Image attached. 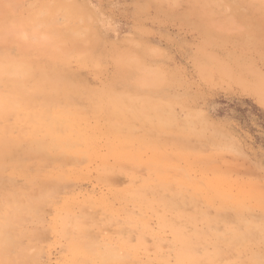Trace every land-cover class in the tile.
<instances>
[{"label":"rangeland","instance_id":"rangeland-1","mask_svg":"<svg viewBox=\"0 0 264 264\" xmlns=\"http://www.w3.org/2000/svg\"><path fill=\"white\" fill-rule=\"evenodd\" d=\"M47 1H1L0 13L12 9L2 14L18 30L13 39L0 30V65L13 58L62 66L72 83L65 90L86 123L80 127L93 139L84 152L48 156L5 107L0 143L13 150L0 144L2 153L8 149L0 217L13 202L23 213L12 225L14 264H77V249L92 241L94 253L115 252L109 264H264V100L256 90L264 80V0ZM44 6L52 7L54 27H75L87 46L70 45L67 58L57 50V58L42 34L21 31L29 22L41 33ZM105 95L133 99L148 115L133 122L134 157L105 134L114 110L92 107L91 99L107 102ZM159 156L177 167L166 179L154 171ZM203 183L210 189L197 192ZM176 193L179 206L171 207Z\"/></svg>","mask_w":264,"mask_h":264},{"label":"bare ground","instance_id":"bare-ground-1","mask_svg":"<svg viewBox=\"0 0 264 264\" xmlns=\"http://www.w3.org/2000/svg\"><path fill=\"white\" fill-rule=\"evenodd\" d=\"M1 1H0V3H1ZM7 2H9V1H7ZM8 5L13 6L11 3L8 4ZM18 5H20V4H18ZM14 6H16V5H14ZM46 6H44V7H46ZM208 6H210V5H208ZM16 8H18V6ZM204 8H206V7H204ZM8 9H9V7H8ZM51 9H52V7H51ZM51 9H50V7H48L46 9V12H44V13H46L47 15H45V16H44V14L41 13L43 15L42 17H44L43 18V21H44L43 23L44 24H42V26L43 27H44V25L46 26L44 28L45 29L44 30L45 32H42L43 27L41 26L42 27L41 33H39L38 32V28H40V27L37 24L38 28L36 27V29H37V33H36V31H34L32 29V27L30 26L31 24L29 22H28V24H25V26H27L26 27V30H23L21 28V31L28 32V34L30 33L31 35L29 37H31L32 35H34V36L37 37L39 34H42V37L39 36L38 38H41L40 39L41 42L46 41V43H44V44L46 46H48V47H46L44 49L51 50L52 51L51 54H53L56 57L58 55H60L59 53H57V50L58 51L60 50L59 52L63 54L62 55L63 58L64 57L67 58L68 56L70 57L71 55H73L71 53V51H70L71 50L70 45L71 46L74 45L73 49L74 48L76 49L75 46H77V48L84 47V45L86 44V41H85V44H84L82 42V40L81 41L79 40L84 45H80L79 44V42H78V40L76 38V37H78V35L76 36V34H75V32H77L75 30L76 29L75 27H74V29L71 28L72 30L65 29L66 27L63 28V29L62 28H59V27H54L53 26V25H55L54 20H53V16L54 15L53 16L51 15V13L53 12V10H51ZM206 10H209V9L207 8ZM1 11H5V9L4 10L1 9ZM40 11L41 10H39V13H40ZM5 12H2V13H5ZM47 12H50V13H47ZM2 13H0V30H3L4 32H6V34H8V36L10 34L11 35H15V32L18 30L17 27H16L15 20L14 21L13 20L11 21V19H10V21H9L8 20V17L6 16V14H2ZM6 13H8V12H6ZM36 14L37 13H35V15ZM12 18H14V17H12ZM41 18H39V19H41ZM16 20L18 21L19 19L16 18ZM207 20H209V18ZM52 21H53L54 24L52 23ZM20 22H22V21H20ZM22 23H24V22H22ZM25 23H26V21H25ZM31 23H33V21ZM33 31L35 32V34L33 33ZM78 33L80 34L81 32H78ZM24 34L27 35V33H24ZM34 36H32V37H34ZM1 37H0V39H1ZM14 37L15 36H13V38ZM27 37H28V35H27ZM36 37H35V39H37ZM79 37L82 39V36H79ZM13 38L10 37V39H13ZM73 38H76L77 41L75 39H73ZM6 40H7V37H6ZM6 40H4V42ZM1 41H2V39H1ZM1 41H0V43H1ZM37 41H39V40H37ZM37 41L35 43L36 46H40L38 44H41V43H38L37 44ZM8 42H11V40L8 41ZM33 43H34V41H33ZM28 44H30V43H28ZM44 44H42V45H44ZM60 44H63L64 46L61 47ZM85 46H87V45H85ZM40 48L42 50H44L42 47H40ZM67 49L69 50V53H71V55L68 53V50ZM73 49H72V52H73ZM82 49H84V48H82ZM86 49H87V47H86ZM77 51H78V49H77ZM80 52H82V51H80ZM77 53H75V54H77ZM90 53H92V52H90ZM83 54H84V52H83ZM1 55H2L1 58L3 59V56L4 55L3 54H1ZM85 55H86V53H85ZM54 56H52V59H53ZM78 56H81V55H78ZM7 57L8 56L6 55L5 60H7ZM93 59H95V57ZM44 60H46V59H44ZM10 61H13V58ZM10 61L9 62L7 61L8 62L7 64L9 65L8 68H5L4 67L5 64L2 65L3 63L0 65V69L1 68L3 69V70H0V115L1 114H4V112L6 111V110L4 111V109H5L6 106H9V108H12L10 110L13 111L14 113H17V115H19L20 122L24 123V125L26 127L27 132L25 133V136L27 137L26 134H28L29 136H31L34 139L33 141L36 140V142L39 145V147H41L42 150L44 151L43 153H45L48 156L65 155L66 153H69V152H74V153L82 152L83 151V145L84 144H87L89 142L91 143L92 142V139H93V136H92V133L90 134V133L84 131L80 127L81 126L80 123L84 119L80 122V120L82 119V117H81L82 114L79 112V110H77L76 105L73 103V99L70 97V95H68L67 91L69 90V88H68V90H65V89H67V86L71 85L72 83L69 84V85L67 84V82L69 81V78L65 77V74L66 73L64 74V73L61 72L60 68H62V66L59 68L58 67L59 66L58 64H57L58 66L51 65L53 63H51V64H45V63L44 64H38V63H41L42 61L41 62L38 61V63H36V64H34V62L28 63V62H21V61H18L19 63H16V61H15V63H14V61L10 63ZM61 61H62V59H61ZM134 61L135 60H133L132 62H134ZM51 62H52V60H51ZM48 63H49V61H48ZM61 65H63V63ZM31 66H36V68H38L39 70H35V72H33V71H31L33 69L30 70ZM261 80H262V78H261ZM100 85H102V84H100ZM74 86H75V83H74ZM74 89H75V87H74ZM256 90L258 91V94L261 97V99L264 100V80L260 82V84L256 87ZM69 92H71V91H69ZM101 98L106 99L107 102L105 101V102H101L100 103V102H98L95 99H91L92 107H93V109L95 111H97L98 109H100L101 107H103L105 105H108V107H110V108H112L114 110V113H112L111 115H108L106 117V120L107 121H105V125H104L105 134L108 135L109 137H112V139L115 138L116 140H118L122 144H124L123 145V148L125 147V150L127 149L125 152L126 153L129 152V154L131 155V157H134V154H131V152H130V147H131V143L133 141H135V138H139V137H134V135H133V130H134V128H133V122L136 121V120H140L141 122H148V119H147L148 115H147V117H144V115H146L145 114L146 112L144 113V115H142V113H140L141 111H137L138 108H135L137 106H135L136 103L134 105L133 99L131 100V99H126V98L116 97L114 95H105V96H102ZM123 99H125V100L128 101V104L125 106V111H126L127 114H125V112H124ZM147 106L148 105H146L145 108L148 109ZM20 107H21V109H20ZM22 107H24L23 108L24 111L22 110ZM16 108H18V109H16ZM72 108L73 109H76V110L73 111ZM155 108L156 109H159L157 107H155ZM143 109L144 108H142V111H143ZM152 111H154V109H152ZM149 113H150V111H149ZM152 113H154V112H152ZM80 117H81V119L79 120ZM161 122L165 123L164 122V119L161 118ZM166 122H168V121H166ZM82 123H85V122H82ZM159 124H160V126H159L160 130H167L168 129V126H166V124H162V123H159ZM155 125H157V124H155ZM85 128H87V127H85ZM90 130H92V129H90ZM22 132H24V131H22ZM93 132H96V130L94 129ZM154 132H155V130H154ZM39 135H41V136L40 137H37ZM150 135H148V137ZM96 136L97 135H95V137ZM28 138L29 137H27V139ZM108 139L110 140V138H108ZM142 139H143V137H142ZM144 140H146V139H144ZM157 141H159V142H157V145H159L161 147L160 140H157ZM113 143H115V142L113 141ZM163 143H164V141H163ZM0 144L3 145L5 143H4V141H2V143H0ZM143 144H145V143H143ZM5 146H6V144H5ZM111 146H112V142H111ZM167 146L169 147V145H167ZM6 147L9 148V145L7 144ZM86 148H88V147H86ZM119 148H120V146H119ZM9 149H12L13 150V148H11V147ZM94 149H92V150L94 151ZM1 150H4V149H2V147H0V171H3V169L5 170V165H6L5 159H6V162H7L8 156L6 155L7 158L3 159V161H4V163H3L1 161V157H3L2 155H3V153L6 152V150L3 153H2ZM115 150L113 152H115ZM139 151L141 152V150H139ZM6 153L8 154V149H7V152ZM118 153L116 152V155ZM154 153H155V151H154ZM158 153L160 154L161 152H158ZM46 155H45V157H46ZM83 155H85V154H83ZM168 156H167V158H168ZM170 156L171 157H174V156L176 157L177 155L176 154L175 155H172L171 154ZM171 157L168 158V160L171 159ZM13 158H15L14 155H13V157H10L9 159H13ZM22 158H25V157H22ZM174 158H173V160L175 161ZM42 159L43 158H41V160ZM122 159H124V158H122ZM164 159H165L164 157L162 159L160 157V159H158L157 161H155V164L157 165L156 166L157 168L154 171L158 172L163 178L166 179L167 176L165 174L168 175L169 172H171L172 170H176L177 167L173 163H170L167 159H165V160ZM43 160H42V162H43ZM130 160H132V158ZM170 161H172V160H170ZM152 163H154V162H152ZM0 178H1V172H0ZM0 183H1V181H0ZM207 185H209V184L208 183H206V184L203 183V185H194V186H195L196 191L198 192L201 189V187H203V188L204 187H208ZM201 191H202V189H201ZM202 192H205V190L202 191ZM177 196H179L177 193L176 194H173V197H172L173 200L170 201V206L171 207H178L179 206V203L175 199ZM6 205H9V204H6ZM11 206L13 207V210L10 211V212L4 213L0 217V264H14V261H15L13 259L14 257H12V253L14 252V248L16 246V241H15V239H12L13 236H11L13 234L12 233V228H13L12 225H13V222H14L15 218L21 216L23 213H22V210L19 209L18 205H16V203L14 204V202H13L11 204ZM246 231H250V230H246ZM81 241H82V239H81ZM83 241H84V243H87L86 239L83 240ZM88 241H90V240H88ZM93 242L94 241H92V243H91L92 245H94ZM240 242H241V244H244V243L247 244L248 243V239L247 238L241 239ZM89 245H90V243H89ZM89 245L86 246V244H85L86 247H82L80 249H77V251H76L77 255H79V256L81 254L83 255V258H81V260L78 261L77 264H109L110 262H113V261H115L117 259V255L115 254V252H110L111 251L110 250V251H108L109 253H106V254H103V253H94L95 248L92 249V245H91V247H89ZM95 245H97V244H95ZM98 246L99 245H97V247ZM77 247H78V245H77ZM183 248H190V247L187 244H183ZM104 249L106 250V248H104ZM186 251L187 250L184 249V251L182 253V256H186L187 255ZM95 252H97V251H95ZM72 253H74V252H72ZM20 256L23 257V252L22 251L18 254V257H20ZM120 256L121 255L118 254V257L119 258H120ZM119 260H120L119 262L121 264H123L122 262L124 260H122V259H119Z\"/></svg>","mask_w":264,"mask_h":264}]
</instances>
